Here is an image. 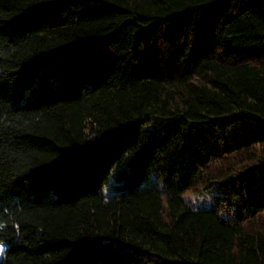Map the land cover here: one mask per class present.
<instances>
[{
  "label": "trees",
  "instance_id": "trees-1",
  "mask_svg": "<svg viewBox=\"0 0 264 264\" xmlns=\"http://www.w3.org/2000/svg\"><path fill=\"white\" fill-rule=\"evenodd\" d=\"M0 264H264V0H0Z\"/></svg>",
  "mask_w": 264,
  "mask_h": 264
},
{
  "label": "rangeland",
  "instance_id": "rangeland-1",
  "mask_svg": "<svg viewBox=\"0 0 264 264\" xmlns=\"http://www.w3.org/2000/svg\"><path fill=\"white\" fill-rule=\"evenodd\" d=\"M2 248H3V247L1 246V248H0V257H1V255H2Z\"/></svg>",
  "mask_w": 264,
  "mask_h": 264
}]
</instances>
